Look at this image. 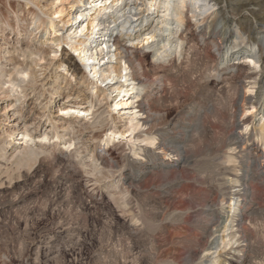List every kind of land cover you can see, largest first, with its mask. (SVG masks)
Masks as SVG:
<instances>
[{
	"label": "rangeland",
	"instance_id": "rangeland-1",
	"mask_svg": "<svg viewBox=\"0 0 264 264\" xmlns=\"http://www.w3.org/2000/svg\"><path fill=\"white\" fill-rule=\"evenodd\" d=\"M261 2L255 13L264 15ZM247 16L238 24L237 34L242 37L253 20L250 13ZM262 24L260 31H264V19ZM179 30L168 57L151 55L152 50L145 49L151 42L145 39L132 45L147 54L146 64L152 70L149 81L158 75L162 81L161 87L144 92V101L154 112L165 113L172 136L185 138L178 144L185 159L173 154L170 161H154L143 152L138 156L130 151L129 138L112 139L101 130L98 134L102 132L104 140H112L96 143L84 137L83 130L73 125L79 114L60 110L66 106V94L51 102L47 116L63 115L76 129L64 138L48 140L45 152L18 154L25 139L12 137L0 120V264H196L210 239L208 222L222 209L217 182L223 166L236 170L241 178V187L227 191L240 190L234 224L240 244L234 245L230 255L217 252L208 264H264V167L259 165L264 147L257 136L262 113L243 102L245 89L239 83L241 65L249 60L230 61L229 69L218 71L214 49L192 40L193 31L187 25ZM111 33L106 27L96 38L98 43L103 45ZM244 37L231 47L256 46L254 39ZM64 69L52 72V79L67 75ZM41 107H34L32 100L19 110L33 121ZM246 107L250 111L245 113ZM252 117L254 123L245 124ZM235 138L242 140L237 150L230 146ZM40 142L36 138L30 144L36 148ZM103 144L106 162L94 150ZM229 156L237 162H227ZM127 171L134 177L126 178ZM190 178L196 183L183 187L181 182ZM227 197L225 211L232 202Z\"/></svg>",
	"mask_w": 264,
	"mask_h": 264
},
{
	"label": "bare ground",
	"instance_id": "bare-ground-1",
	"mask_svg": "<svg viewBox=\"0 0 264 264\" xmlns=\"http://www.w3.org/2000/svg\"><path fill=\"white\" fill-rule=\"evenodd\" d=\"M88 1L91 0H0L3 7L0 9V120L4 121L3 129L12 137L22 135L25 139L22 147L16 150L18 154L43 152L48 148V140L54 136L66 137L71 129H76H73L74 125L83 130L84 137L96 143L129 138V144L133 145L130 147L132 153L140 156L143 152L144 157L151 156L154 161H170L173 154L185 159L178 147L185 138L180 134L172 136L167 131L165 113L154 112L151 104L144 101V92L161 87L162 81L159 75L153 82L149 81L152 70L146 64L147 54L132 45L145 39L151 42L145 47L152 50L151 55L168 57L173 54L170 50L184 25L192 29V40L214 49L218 71L221 67L229 69L227 64L230 61L249 60V63L241 65L239 83L245 89L243 102L262 113V122L256 132L259 144L264 147V31L258 27L263 25L264 15L255 13L262 4L261 0ZM247 13L253 16V20L243 37L244 40L254 39L256 46L233 49L231 45L243 38L241 33L237 34L241 29L238 24L241 19L249 18ZM83 19L86 22H82ZM81 24L83 27L78 28ZM106 27L112 33L100 45L96 38ZM83 33L88 35L80 37L79 34ZM65 46L70 47L73 53ZM64 66L67 75L52 79L51 73ZM129 93L133 95L126 97ZM65 94L66 106L60 110L79 114L73 125L63 115L47 116L51 102H58ZM32 100L34 107L42 106V111L33 121H27L28 117L19 110V106H26ZM106 108H109L107 116L104 113ZM248 111V108L244 110L245 113ZM8 118L9 121L6 120ZM254 121L255 117H252L245 124L249 126ZM47 123L49 126L42 136ZM99 130L112 139L104 140L105 136L99 135L102 133L98 134ZM36 138L41 142L33 148L30 142ZM200 138H204V134ZM233 140L230 146L237 150L242 140ZM137 142L139 145H134ZM94 150L100 161H107L105 144ZM227 162L237 161L229 156ZM140 163L141 170H144V162ZM259 165L264 167V159ZM169 172L165 171L166 174ZM238 173L224 166L219 168L217 186L222 202L226 201L227 195L232 202L229 211H225L222 203V211L216 212V218L208 222L210 239L196 264L210 263L212 256L221 250V253L230 255L234 245L239 243L234 224L240 190L227 192L242 186ZM135 175H140V170ZM133 177V172H126V178ZM193 183L196 181L190 178L182 181L181 185L187 187Z\"/></svg>",
	"mask_w": 264,
	"mask_h": 264
}]
</instances>
